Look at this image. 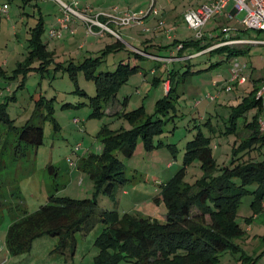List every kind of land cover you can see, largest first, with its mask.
Returning a JSON list of instances; mask_svg holds the SVG:
<instances>
[{
    "label": "rangeland",
    "instance_id": "obj_1",
    "mask_svg": "<svg viewBox=\"0 0 264 264\" xmlns=\"http://www.w3.org/2000/svg\"><path fill=\"white\" fill-rule=\"evenodd\" d=\"M5 1L9 3V9L7 12L0 10V64L4 70L0 73V102L8 104V112L15 119L14 123L17 126L25 124L37 107H41L43 110L41 116H44V119L39 118H42L45 136L44 142L37 150H31L26 157L14 160L13 149L3 148V140L8 135L5 133L7 128L0 125V135L3 139H0V163L3 162L5 165L0 171V263L7 260L6 264H93L99 252L95 241L103 228L101 223L87 234L77 233L74 252L71 249L65 251L58 249V237L42 236L35 240L31 250L11 255L5 243L7 229L26 212H33L47 203L53 184L58 185L59 196L75 198L93 196L94 182L84 169L79 168L81 160L74 149L80 144L79 154L86 153L89 148L100 153L103 143L98 135L103 126L113 130L129 129L133 124L123 115L124 112L140 107L145 110V114L155 112L156 101L166 94L164 79L167 74L162 69L163 65L151 56L137 57L134 53L135 48H147L144 42L147 38H153L157 45L164 48L159 51L155 46H149L147 48L149 52L166 54L171 52V48L176 49L173 45L168 46L173 43L174 38L181 40L197 38V30L189 28L183 16L189 7H195L202 0H156L159 13L155 15L151 12L146 17L145 25L137 23L122 27L112 26L119 32V39L124 42L125 48L107 54L97 72L114 70L121 60L139 64L141 69L120 86L116 98L108 104L102 116H91L93 110L85 103L88 102V98L75 92L77 86L69 77L65 66L69 64L70 59L79 63L87 56L100 55V50L118 40V37L108 32L103 37L88 35L86 25L79 19L69 23V28H63V36L50 38L48 31L54 27H61L58 18L62 12L58 0H0V3L3 4ZM78 2L81 8H90L94 13L105 11L107 14L117 12L114 7H120L123 11L143 9L146 12L151 7V0H78ZM232 5L229 4L228 10ZM244 17L245 11H240L237 16L230 18L219 14L217 18L207 22L203 32L209 36L212 33L229 35L238 30L242 32L247 29L243 23ZM106 19L103 18L105 22ZM160 20L167 21V26L177 28V31L173 32L176 37L165 36L163 32H167L166 29L154 33V29L148 31L145 28L149 25L158 26ZM39 21H43L45 28L41 38L48 43L47 50L52 54V60L44 70L29 68L30 65L40 66V63L28 61L31 55L29 40ZM72 30L75 32L72 33ZM247 31V36L251 38L264 39V31L255 29ZM82 43L86 45L80 47ZM195 51L196 48H190L186 53ZM223 58H225L223 53L207 52L190 58V63L178 61L175 65L171 64L170 67L180 68L181 72L188 69L190 64L196 71L184 81L177 83V92H173L172 97L176 111L171 110L169 114L162 116L167 122L164 131L155 137L157 146L147 149L143 137L140 136L131 158L120 154V158L127 166L126 175L130 181L120 192L117 202L106 195H100L98 198L100 209H117L119 216L130 212L164 221L168 210L163 199L155 200L160 195L158 190L162 183H166L183 166L186 144L199 128L212 136L213 152L218 164L223 166L230 162L235 140H240L235 133L223 132L226 127L225 120L230 114L225 96L232 97L234 90L221 89L222 95H219L221 97L216 101H214L216 98L210 97L212 94L216 95L213 84L228 68V61L207 68L211 63ZM239 60L242 64L252 62L255 65L253 79L259 80L261 74L264 77V44L251 45L249 51L239 57ZM78 84L88 94L96 93L95 82L86 79L83 72L78 74ZM251 86L252 83L249 82L247 89ZM54 96L56 97L54 107L50 113L47 103ZM41 97L46 106H43V101L39 103ZM67 102L73 105L63 107ZM254 112V109L250 110L247 117L251 119ZM209 120L214 131H210ZM55 123L58 128H55ZM12 137L10 139L14 141ZM69 159L74 160L77 165L72 167ZM50 163L55 164L58 175H53L47 170ZM202 175L200 162L196 160L187 167L185 179L194 183ZM255 187L256 185L248 186L250 190ZM253 199L254 194L250 192L241 200L237 219L246 234L236 242L247 254L257 256L254 264H264V254L259 255L264 249V208L257 212L252 205ZM239 257L240 253L224 252L219 264H240Z\"/></svg>",
    "mask_w": 264,
    "mask_h": 264
},
{
    "label": "trees",
    "instance_id": "obj_2",
    "mask_svg": "<svg viewBox=\"0 0 264 264\" xmlns=\"http://www.w3.org/2000/svg\"><path fill=\"white\" fill-rule=\"evenodd\" d=\"M158 28L166 29L170 38L176 31V29L168 31L170 27L167 26V22L163 27L158 25ZM34 29L35 32L29 40L31 55L28 61H39L40 66L30 65L29 68L44 70L52 60V54L47 50V43L41 38L45 30L43 21H39ZM247 30H242L239 35L212 33L209 36L204 31L203 35L197 38L191 37L183 40L174 38L173 43L168 46L173 45L176 49L171 48L170 53H161L164 57L162 61L158 60L162 65L164 63L168 65L162 69L167 74L164 82L169 81V89L164 97L156 101L155 112L145 114L142 107L124 112L123 115L128 117L133 124L131 128L113 130L108 126H103L98 135L103 143L102 151L98 153L88 150L82 156H79L78 152L81 160L79 168L84 169L94 182L93 196L88 198L59 196L57 195L59 187L53 184L47 203L33 212H26L9 225L5 237L9 253L19 255L31 250L35 240L42 236L58 237V249L62 251L71 249L74 252L77 233L87 234L101 223L103 228L95 241L99 252L93 264H126L127 262L135 264H219L222 253L227 251L240 253L238 259L241 261L240 264H254L257 256L247 254L236 242L244 238L246 234L237 217L241 200L247 193L254 194L252 205L257 212L264 208V133L258 121L262 100L257 95L259 85L264 78L253 80L252 86L245 89V92L239 96V102L229 106L230 114L225 120L226 127L223 132L235 133L240 138L239 141L235 140L229 163L223 166L218 164L213 152L212 136L205 134L201 128L187 142L182 161L183 166L166 183H162L158 190L160 195L155 198L156 201L163 199L167 206L168 211L164 221L147 218L139 213L125 212L119 216L117 209H100L98 204V198L102 194L117 202L120 192L130 181L126 175L127 166L120 158V154L131 158L140 136L143 137L147 149L156 147L155 137L164 131V125L167 122V119L162 116H166L171 110L176 111L172 97L173 92H177V83L184 81L196 70L188 64V69L181 72L180 68L170 67L171 64L175 65L178 61L190 63V58L207 52H218L225 55V58L211 63L207 68L220 65L223 61H230L233 57H237V60L238 57L245 55L253 45V43L238 41L239 39H253L246 37ZM231 40L237 41L228 42ZM150 41L144 42L147 48L155 46L159 51L164 48ZM123 48L125 44L118 38L101 49L100 55L87 56L79 63L70 59L69 64L65 66L69 77L77 86L75 92L88 98V102L85 103L93 110L91 116H102L108 104L116 98L120 86L141 69L139 64L121 60L114 70L97 72L107 54ZM147 48H139L140 51L135 50L134 53L137 57H144V53H152ZM190 48H196V51L186 53V50ZM243 64L247 65V63ZM2 72L4 70L0 64V73ZM79 72H83L86 79L95 82L96 93L94 95L88 94L86 90L79 87ZM249 80L248 76L247 82ZM236 86L238 84H235L230 91H233ZM220 93L221 89L218 97ZM42 98L39 103L43 101V106H46ZM55 98V96L50 98L47 103L50 113L54 107ZM72 105L67 102L63 104V107ZM252 109L255 112L250 119L247 113ZM42 112L43 110L38 106L25 124L17 126L14 123L15 119L8 112V104L0 102V125L7 128L5 133L9 136L3 140L0 135V139L4 142V149H13L14 160L26 157L31 150H37L44 142ZM208 122L210 131H214L211 120ZM54 126L58 128L56 123ZM11 136L14 141L10 139ZM167 145L170 146V144ZM196 160L200 162L203 175L194 183H190L185 179L187 167ZM3 168L5 165L1 162L0 171ZM47 168L51 174L58 175L55 164L50 163ZM250 185H256V187L250 190L248 188ZM263 254L264 249L259 255L263 256Z\"/></svg>",
    "mask_w": 264,
    "mask_h": 264
},
{
    "label": "built area",
    "instance_id": "obj_3",
    "mask_svg": "<svg viewBox=\"0 0 264 264\" xmlns=\"http://www.w3.org/2000/svg\"><path fill=\"white\" fill-rule=\"evenodd\" d=\"M61 6V16L58 18V22L60 23V28H52L48 31V35L50 38L60 37L62 35L63 28H69V23L73 21L82 20L84 25H86L88 35L94 36H104L106 32L115 35L120 38L119 32L112 27L109 23L114 22L118 26L124 25H132L134 23H143V19L145 16L150 14H158L159 10L156 8L154 4L155 0H152V6L150 10L146 12L141 9L138 11H131L130 9L115 14H107V13H94L90 8H81L79 6L78 0H58ZM233 4L234 10H236V14L240 11H245V17L243 19V23L247 29H255L258 31H264V0H206L204 4H200L195 8H189L184 13V21L191 29L197 30V36L200 37L203 35L204 27L207 22L213 17L222 14L229 6V4ZM9 8L8 3L1 4L0 10L7 12ZM234 17L235 15H230ZM103 17H107L108 20L111 19L110 22H105ZM159 27L165 26V21L161 20L159 22ZM175 30V26L170 27L168 31ZM229 30V29H225ZM75 30H72L74 33ZM237 40H231L228 42H236ZM239 42H249L253 44H264V39H239ZM225 43V42H224ZM246 64H242L238 59L234 61L232 67V75L228 80L227 85L225 86L226 91L232 90L235 84L242 85L247 82L248 75L245 74ZM258 98L262 100L261 111L259 114V126L261 131L264 133V81L259 85V89L257 92ZM211 98H217L218 94L210 95ZM81 145L78 144L74 149V152L80 151ZM69 164L71 166H75V161L69 159ZM7 260L2 261L0 264H6Z\"/></svg>",
    "mask_w": 264,
    "mask_h": 264
},
{
    "label": "crops",
    "instance_id": "obj_4",
    "mask_svg": "<svg viewBox=\"0 0 264 264\" xmlns=\"http://www.w3.org/2000/svg\"><path fill=\"white\" fill-rule=\"evenodd\" d=\"M206 2V0H202L201 2H199L195 7H197V6H199L200 4H204ZM4 3H8L7 1H5ZM3 3V4H4ZM155 3H156V0H155ZM9 4V3H8ZM155 6H156V4H154ZM151 6H152V0H151ZM195 7H189V8H195ZM229 7V6H228ZM188 8V9H189ZM9 9V8H8ZM94 9V8H93ZM187 9V10H188ZM95 10V9H94ZM114 10L115 11H117V12H115L116 14L117 13H122V12H124V11H126V10H128V9H124V11L123 10H120V7H114ZM4 12V11H3ZM105 12V11H104ZM103 12V13H104ZM186 12V11H185ZM115 13H113V14H115ZM223 14V16H227V17H231L230 15H235V16H237V14H236V10H234V8H233V5H232V8H230L229 10H228V8L222 13ZM234 16V17H235ZM103 18H107V17H103ZM56 20H57V18H56ZM77 21V20H76ZM111 21V19H109L108 20V18L106 19V22H110ZM146 21H147V19H146V17L143 19V23H138V24H142V25H145V23H146ZM165 21V20H164ZM165 22H167V21H165ZM78 23V22H77ZM112 23V24H111ZM110 23V25L111 26H116V27H122V26H118V25H116L114 22H111ZM134 24H137V23H134ZM167 25H168V23H167ZM172 25H170V26H168V27H171ZM82 27V26H81ZM146 29H148V31H151V30H153L154 29V33H157L156 31H161L162 30V28H158V26L157 25H155L154 27H151L150 25H149V27H145ZM175 29H176V31H177V28L175 27ZM164 33V35L165 36H167L168 37V35H167V33L166 32H163ZM240 33H242L241 31H237L236 33H233V35H239ZM63 36V35H62ZM98 36V35H97ZM105 36V35H104ZM99 37H103V36H99ZM173 37H176V35L174 34V36ZM246 37H249V36H247L246 35ZM168 38H170V37H168ZM153 38H147V40H151L150 42L151 43H153V44H156V42H154V40H152ZM47 43V42H46ZM92 44H94L93 42H91ZM48 44V43H47ZM86 44L85 43H82L81 44V46L80 47H84ZM135 48V47H134ZM135 50H137V51H140L139 49H137V48H135ZM142 53V52H141ZM145 55H149V56H151L152 58H154V59H156V60H161L162 59V57H164V56H162L161 55V53H151V54H149V53H144ZM172 54V53H171ZM236 58L237 57H233V58H231L230 59V61H228V68L225 70V71H223L220 75H219V80L217 81V82H215L214 84H213V86H214V91L216 92L215 94H218V92H219V90L220 89H222L226 84H227V82H228V80L230 79V77H231V75H232V67H233V62L236 60ZM176 59V58H175ZM238 60H239V57H238ZM162 61V60H161ZM164 61V60H163ZM240 61V60H239ZM164 63V62H163ZM2 65V64H1ZM3 66V65H2ZM166 66H168V65H166L165 63L163 64V66H162V68L163 67H166ZM248 70H250V72L248 73ZM255 70H256V67H255V65L254 64H252V62L251 63H248L247 64V66H246V68H245V74H247L249 77H250V80L246 83V84H242V85H238V86H236V88L234 89V94H233V96L232 97H230V96H225V101H227L229 104H227V107H229L230 105H233V104H236V103H238L239 102V100H240V97L239 96H241V93H243V92H245V89H247V84L250 82V83H252L253 84V80H257V79H253V75H254V73H255ZM155 71V70H154ZM156 72V71H155ZM260 77H258V78H264L263 77V75L261 74V75H259ZM164 88H165V91L167 92L168 91V89H169V81L168 80H166L165 81V84H164ZM222 93V92H221ZM220 93V95H222ZM221 96H219V97H217L214 101H216V100H218L219 98H220ZM91 151V148H89V149H87V151ZM86 153H82V154H79V156H82V155H85Z\"/></svg>",
    "mask_w": 264,
    "mask_h": 264
}]
</instances>
